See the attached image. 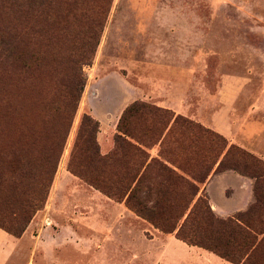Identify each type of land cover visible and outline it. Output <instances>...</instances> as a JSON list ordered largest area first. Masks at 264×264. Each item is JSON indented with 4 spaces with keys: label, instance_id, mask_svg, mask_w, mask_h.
I'll return each instance as SVG.
<instances>
[{
    "label": "rangeland",
    "instance_id": "1",
    "mask_svg": "<svg viewBox=\"0 0 264 264\" xmlns=\"http://www.w3.org/2000/svg\"><path fill=\"white\" fill-rule=\"evenodd\" d=\"M5 11L0 6V30L4 25L19 32L16 15ZM84 74V92L45 205L21 239L0 229V264H233L161 232L124 202L70 174L67 164L85 114L99 124V149L108 141L113 147L119 119L135 102L190 119L225 138L228 147L264 161L250 140L251 125L254 135L264 136V0H112ZM135 122L140 129L153 125L146 116ZM169 139L165 152L172 154ZM227 173L234 183L222 190L218 182ZM245 178L230 170L212 172L211 196L208 185L201 193L210 206L214 198L228 208L225 196L243 205L247 194L252 204L253 182ZM213 212L220 219L239 213Z\"/></svg>",
    "mask_w": 264,
    "mask_h": 264
},
{
    "label": "trees",
    "instance_id": "2",
    "mask_svg": "<svg viewBox=\"0 0 264 264\" xmlns=\"http://www.w3.org/2000/svg\"><path fill=\"white\" fill-rule=\"evenodd\" d=\"M111 3L0 0L21 28L0 30V229L14 238L45 205ZM145 116L153 125L137 128ZM98 128L83 116L70 174L189 246L233 264H264L262 160L190 119L140 102L123 111L107 156L100 154ZM170 135L172 154L165 152ZM157 144L159 159L150 158L144 148ZM228 170L254 180L255 202L220 219L200 185L212 172Z\"/></svg>",
    "mask_w": 264,
    "mask_h": 264
},
{
    "label": "crops",
    "instance_id": "3",
    "mask_svg": "<svg viewBox=\"0 0 264 264\" xmlns=\"http://www.w3.org/2000/svg\"><path fill=\"white\" fill-rule=\"evenodd\" d=\"M263 138V139H262ZM250 140H251V142H254V144H255V146L257 147V148H255L256 150L255 151H257V152H259V153H261L260 152V150H259V148L263 151V154H264V136L262 135H254L253 134V126L251 125L250 126ZM114 149V142H113V147H112V143L110 142V141H108L105 145H101V148H100V153H101V155L102 156H107V155H109L110 153H112V150ZM145 150H146V152L150 155V158H158L159 159V150H160V147H159V144H157V145H155L154 147H152V148H144ZM263 161V160H262ZM264 162V161H263ZM168 164V163H167ZM169 166H171L172 167V165H170V164H168ZM211 175V174H210ZM209 175V176H210ZM209 176H208V178H209ZM231 176L232 175H229L228 173L227 174H224V175H222V177H221V179H220V182H218V184L219 185H221V188H222V190H224L225 189V185L226 184H229V183H234L233 181V178H231ZM208 178H207V180H206V182L203 184V186H207V188H208V194H209V196H211V192L209 191V183L207 184V181H209L208 180ZM238 179H237V182H238V184H239V187L241 186V181H240V179H242V177H237ZM250 178H248V180L245 178V179H243V180H245L247 183L246 184H248V185H250V184H252V182H253V186H254V180H252V179H250ZM218 185V186H219ZM201 186L202 185H200V190H201ZM248 189H249V186H248ZM253 189V188H252ZM201 193V192H200ZM248 193V191L246 192V194ZM98 195H96V191L94 190V197H97ZM248 196H249V194H247L246 195V198H241V197H239V199L241 198V200H243V205L241 204L240 205V201L238 202H235V203H233V204H230V203H228V198L225 196V199H224V201L226 202V204H227V206H228V208H222L221 207V205L220 204H218V202H216V200L214 199V198H211V200H210V204H211V209L213 210V211H217V212H225V211H227V212H229L230 214H233V213H236V212H239V213H242V212H240V211H243V210H245L247 207H248V205L252 202V197H249L248 198ZM98 198V197H97ZM108 201H110L109 199H108ZM242 202V201H241ZM254 202H255V200L253 201V203L252 204H254ZM122 203V202H121ZM252 204H250V206L252 205ZM122 204H118V206H121ZM240 205V206H239ZM249 206V207H250ZM248 207V208H249ZM247 208V209H248ZM246 209V210H247ZM245 210V211H246ZM245 211H243V212H245ZM229 214V215H230ZM230 217V216H229ZM231 217H233V216H231ZM27 230H29V226H28V228L26 229V231H25V233H24V236H25V234L27 233ZM0 238H2V235H0ZM19 239H21V238H19ZM19 239H16V240H19ZM202 255H205V254H202ZM207 257H208V255H206Z\"/></svg>",
    "mask_w": 264,
    "mask_h": 264
}]
</instances>
